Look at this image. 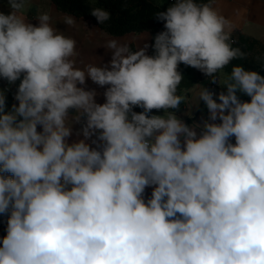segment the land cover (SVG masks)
Instances as JSON below:
<instances>
[{
  "label": "clouds",
  "instance_id": "clouds-1",
  "mask_svg": "<svg viewBox=\"0 0 264 264\" xmlns=\"http://www.w3.org/2000/svg\"><path fill=\"white\" fill-rule=\"evenodd\" d=\"M33 2L0 11V264H264V75L221 80L248 54L215 0H174L151 44L109 39L100 64ZM180 65L221 89L197 84L183 116Z\"/></svg>",
  "mask_w": 264,
  "mask_h": 264
},
{
  "label": "crops",
  "instance_id": "crops-1",
  "mask_svg": "<svg viewBox=\"0 0 264 264\" xmlns=\"http://www.w3.org/2000/svg\"><path fill=\"white\" fill-rule=\"evenodd\" d=\"M151 1L165 8L174 2L170 0ZM215 7L219 9L221 14L231 19L237 25V29L233 33L236 39V43L233 46L238 47L239 44H242L243 51L248 54L246 58L248 64H250L251 68L260 69L262 64H264V0H215ZM0 11H4L5 13L9 11L4 0H0ZM40 12H48L53 20L57 21L55 26L59 30L73 36L77 40V50L80 53L79 59L84 63L92 62L95 57L102 58V61H96L98 64L107 63L111 59V52L105 49L103 45L109 39L114 38L121 42L127 41L134 49L138 45L143 46L144 43L151 44L153 42V35L148 30L142 32L131 31L122 35L108 34L99 25L90 20L60 10L52 0H34L27 12V18L34 19ZM65 14L76 18V28H68L67 25L59 22V19ZM31 22L37 23L35 20ZM148 54H152L151 48ZM237 64L245 66L242 59L233 60L219 73L221 80L230 74L232 67ZM197 84L202 83L197 82L187 89L188 101L181 105V111L177 113L178 116H183L185 108H191L196 104ZM215 86L218 92L221 91L217 85ZM88 87L97 89V92L100 94L97 97V102L103 103L102 94L104 89L94 85L90 80L88 81ZM12 88L15 91V86H12ZM243 99H247V97H243ZM200 108L202 111L194 110L193 119L196 121H199L202 115L205 118L207 117V109L202 102ZM153 114H162V111L160 113L153 111ZM184 119L192 123V120H189L187 117H184ZM5 227L6 224H0V237L6 234Z\"/></svg>",
  "mask_w": 264,
  "mask_h": 264
},
{
  "label": "trees",
  "instance_id": "trees-1",
  "mask_svg": "<svg viewBox=\"0 0 264 264\" xmlns=\"http://www.w3.org/2000/svg\"><path fill=\"white\" fill-rule=\"evenodd\" d=\"M57 7L67 13L78 17H83L91 22L99 25L106 33L111 35H122L127 32H142L148 30L153 37L156 33L163 30V24L157 22L154 13L163 11L166 8L155 4L151 0H52ZM101 7L110 12L111 19L104 24H99L95 17L90 15L91 9ZM233 39L236 41L235 36ZM133 49L134 47L131 46ZM243 50V45L239 46ZM245 68H251L246 59H242ZM238 65V64H237ZM260 70L264 75V69ZM185 79L180 85L179 91L183 93L185 89L192 87L195 83L200 82L211 88L212 84H208L207 79L196 69L180 65ZM9 86L6 81L0 79V89H7ZM13 88L7 93L9 107L14 102L12 98ZM247 99H249L247 97ZM136 111H141L137 108ZM155 111V110H154ZM3 218H0L2 220ZM2 224V222H0Z\"/></svg>",
  "mask_w": 264,
  "mask_h": 264
},
{
  "label": "built area",
  "instance_id": "built-area-1",
  "mask_svg": "<svg viewBox=\"0 0 264 264\" xmlns=\"http://www.w3.org/2000/svg\"><path fill=\"white\" fill-rule=\"evenodd\" d=\"M170 1H174V0H170ZM210 89H213V90H215L216 92H218V90H217V88H216L215 84H212V86H211V88H210Z\"/></svg>",
  "mask_w": 264,
  "mask_h": 264
}]
</instances>
